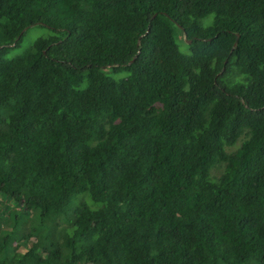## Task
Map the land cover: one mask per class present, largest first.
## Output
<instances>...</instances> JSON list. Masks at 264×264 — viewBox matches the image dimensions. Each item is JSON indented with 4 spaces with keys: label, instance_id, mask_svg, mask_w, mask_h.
<instances>
[{
    "label": "trees",
    "instance_id": "1",
    "mask_svg": "<svg viewBox=\"0 0 264 264\" xmlns=\"http://www.w3.org/2000/svg\"><path fill=\"white\" fill-rule=\"evenodd\" d=\"M0 46V264H264V0H0Z\"/></svg>",
    "mask_w": 264,
    "mask_h": 264
},
{
    "label": "rangeland",
    "instance_id": "2",
    "mask_svg": "<svg viewBox=\"0 0 264 264\" xmlns=\"http://www.w3.org/2000/svg\"><path fill=\"white\" fill-rule=\"evenodd\" d=\"M212 17V16H210ZM46 33L45 29L39 25H34L32 27H30L27 31V34L24 38V44H23V48H25L27 45L32 44V42L39 36L44 35ZM179 34V33H178ZM178 42H179V46L180 49L184 52V53H189V49L188 46L185 44L184 40L178 36L177 37ZM240 145V141L234 145V146H229L227 147L228 151H233L235 150L238 146ZM225 165H221L215 169H213L212 173L214 176H220V174L223 172ZM220 264H225L224 262H221Z\"/></svg>",
    "mask_w": 264,
    "mask_h": 264
},
{
    "label": "water",
    "instance_id": "3",
    "mask_svg": "<svg viewBox=\"0 0 264 264\" xmlns=\"http://www.w3.org/2000/svg\"><path fill=\"white\" fill-rule=\"evenodd\" d=\"M189 42H191V40H189ZM2 46H0V48H1Z\"/></svg>",
    "mask_w": 264,
    "mask_h": 264
}]
</instances>
